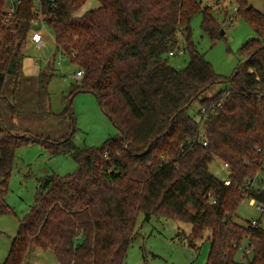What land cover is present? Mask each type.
I'll return each instance as SVG.
<instances>
[{"label":"trees","instance_id":"1","mask_svg":"<svg viewBox=\"0 0 264 264\" xmlns=\"http://www.w3.org/2000/svg\"><path fill=\"white\" fill-rule=\"evenodd\" d=\"M98 1L78 15L87 0H21L4 22L9 0H0V214L14 212L5 194L18 148L38 141L50 154H69L78 163L72 175L39 180L35 202L0 264H23L33 246L51 249L60 264H126L140 212L147 221L155 215L190 223L192 247L204 237L210 241L206 264H264V210L257 226L235 220L246 199L264 205V12L249 0H233L257 36L240 48L248 59L224 77L192 40L197 13L213 38L223 35L211 5ZM34 18L52 28L57 51L84 70L70 100L93 92L119 136L78 146L75 130L52 140L19 126L18 104L3 87L7 75H23ZM180 48L189 60L178 69L169 57ZM219 81L229 84L205 96ZM197 100L199 118L188 110ZM215 158L230 165L229 184L210 170ZM245 239L248 249L256 246L238 261Z\"/></svg>","mask_w":264,"mask_h":264},{"label":"rangeland","instance_id":"2","mask_svg":"<svg viewBox=\"0 0 264 264\" xmlns=\"http://www.w3.org/2000/svg\"><path fill=\"white\" fill-rule=\"evenodd\" d=\"M249 3L264 12V0H249ZM202 4L213 7V14L224 32L222 36L213 38L203 29L202 14L197 13L191 22L192 40L206 54L218 74L231 77L247 59L240 53L241 46L247 40L256 38L257 34L252 25L235 12L237 5L233 0H202ZM99 5L98 0H87L76 13L81 15ZM41 31L44 34L43 44L37 45L28 40L23 47V75L18 80L14 75H7L3 87L5 96L18 104L20 110L16 121L19 126L52 140L64 138L68 132L75 130L72 140L78 146H101L108 138L119 136L120 128L102 110L93 92H78L70 100L68 96L77 83L75 73L78 68L68 55L57 51L52 28L44 24ZM188 60V53L169 57L170 64L178 69L183 68ZM228 84L226 81L216 82L204 95L211 96ZM199 101H194L188 109L189 114L196 118L200 115ZM68 103L70 112L63 114ZM15 155L5 194L6 202L14 212L0 214V263L8 255L21 219L35 202L39 180L49 175L65 177L78 170L74 157L69 154L52 155L38 141L18 148ZM223 163L222 159L215 158L209 165L210 170L220 178L228 174L223 169ZM257 174L262 176L261 171ZM260 216L257 202L252 204L246 199L239 206L235 220L245 224ZM138 220L137 234L129 247L126 264H206L210 241L204 237L198 241L197 247H192L188 241L192 230L190 223L155 215L147 221L143 212H140ZM255 246H251L247 253L245 239L237 250L236 260L245 261L246 254L252 256ZM23 264L60 263L51 249L33 246Z\"/></svg>","mask_w":264,"mask_h":264},{"label":"built area","instance_id":"3","mask_svg":"<svg viewBox=\"0 0 264 264\" xmlns=\"http://www.w3.org/2000/svg\"><path fill=\"white\" fill-rule=\"evenodd\" d=\"M36 1H39V0H36ZM21 3V0H9L8 2V5H7V8H6V12L4 14V18H3V21L4 22H9L10 19L12 18V15L14 14L15 10H16V7L17 5H19ZM32 23V27L30 29V32H29V40L34 43V44H43V32L41 31V28L44 26V20L42 18H34L32 19L31 21ZM171 55H174L176 54L175 52H170ZM177 53L178 54H183L184 53V49L183 48H180L179 51L177 50ZM84 74V70H77V72L75 73V77L77 80L81 79V77L83 76ZM201 114L205 113V108H201ZM204 143L206 144L207 141L204 140ZM223 169L227 170V173L229 174L230 171H231V167L230 165L227 163V162H224L223 163ZM227 174V175H228ZM227 175L224 177V180H225V183L226 184H229L230 183V179L227 177ZM260 188L262 190H264V184H262L260 186ZM252 204H255L256 201L254 199H251L250 200ZM257 207L258 209H260V211H263L264 210V205L261 204V203H257ZM250 223L252 225H255L257 226L258 225V221L257 219H253L250 221ZM246 251L249 253L250 251V248H246Z\"/></svg>","mask_w":264,"mask_h":264},{"label":"water","instance_id":"4","mask_svg":"<svg viewBox=\"0 0 264 264\" xmlns=\"http://www.w3.org/2000/svg\"><path fill=\"white\" fill-rule=\"evenodd\" d=\"M221 32L223 33L224 31H223V30H221ZM247 59H248V58H247ZM247 59H246V60H247ZM246 60H245V61H246ZM234 74H235V73H234Z\"/></svg>","mask_w":264,"mask_h":264},{"label":"crops","instance_id":"5","mask_svg":"<svg viewBox=\"0 0 264 264\" xmlns=\"http://www.w3.org/2000/svg\"><path fill=\"white\" fill-rule=\"evenodd\" d=\"M43 38H44V34H43ZM43 42H44V40H43ZM38 45V44H37ZM39 45H41V44H39Z\"/></svg>","mask_w":264,"mask_h":264}]
</instances>
